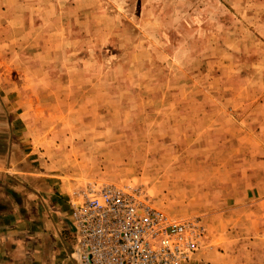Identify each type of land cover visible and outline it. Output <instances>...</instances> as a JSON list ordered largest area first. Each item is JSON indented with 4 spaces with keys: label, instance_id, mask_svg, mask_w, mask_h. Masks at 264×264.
I'll use <instances>...</instances> for the list:
<instances>
[{
    "label": "rangeland",
    "instance_id": "1",
    "mask_svg": "<svg viewBox=\"0 0 264 264\" xmlns=\"http://www.w3.org/2000/svg\"><path fill=\"white\" fill-rule=\"evenodd\" d=\"M0 84L70 200L139 188L221 237L261 205L264 230V0H0Z\"/></svg>",
    "mask_w": 264,
    "mask_h": 264
},
{
    "label": "crops",
    "instance_id": "2",
    "mask_svg": "<svg viewBox=\"0 0 264 264\" xmlns=\"http://www.w3.org/2000/svg\"><path fill=\"white\" fill-rule=\"evenodd\" d=\"M20 117L0 87V264H76L69 192L38 165L22 140ZM249 208L238 207L246 220L222 222L242 233L221 237L202 223L204 235L189 264H264L262 206L253 207V220Z\"/></svg>",
    "mask_w": 264,
    "mask_h": 264
},
{
    "label": "built area",
    "instance_id": "3",
    "mask_svg": "<svg viewBox=\"0 0 264 264\" xmlns=\"http://www.w3.org/2000/svg\"><path fill=\"white\" fill-rule=\"evenodd\" d=\"M70 203L76 264H183L204 234L199 220L170 216L139 188L91 187Z\"/></svg>",
    "mask_w": 264,
    "mask_h": 264
}]
</instances>
